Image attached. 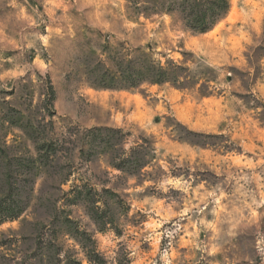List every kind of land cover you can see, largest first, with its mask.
I'll list each match as a JSON object with an SVG mask.
<instances>
[{
	"label": "rangeland",
	"instance_id": "1",
	"mask_svg": "<svg viewBox=\"0 0 264 264\" xmlns=\"http://www.w3.org/2000/svg\"><path fill=\"white\" fill-rule=\"evenodd\" d=\"M215 1L0 0V264H264V0Z\"/></svg>",
	"mask_w": 264,
	"mask_h": 264
},
{
	"label": "trees",
	"instance_id": "2",
	"mask_svg": "<svg viewBox=\"0 0 264 264\" xmlns=\"http://www.w3.org/2000/svg\"><path fill=\"white\" fill-rule=\"evenodd\" d=\"M211 7L208 9L210 13L213 15H217V18L209 20L207 18L201 17L200 19L196 20L194 23L191 24L195 25V31L203 33L207 31L209 28L213 26V24L219 19L225 16L227 9H228V1L227 0H216L213 3H210ZM51 91V89H50Z\"/></svg>",
	"mask_w": 264,
	"mask_h": 264
}]
</instances>
